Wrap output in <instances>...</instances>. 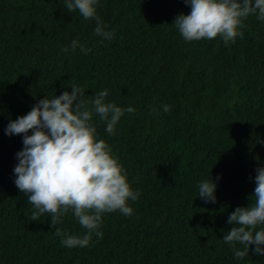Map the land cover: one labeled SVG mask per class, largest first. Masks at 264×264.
<instances>
[{
    "label": "trees",
    "instance_id": "16d2710c",
    "mask_svg": "<svg viewBox=\"0 0 264 264\" xmlns=\"http://www.w3.org/2000/svg\"><path fill=\"white\" fill-rule=\"evenodd\" d=\"M96 7L111 40L95 35V19L68 12L66 0H0V264H264L255 245L237 259L222 239L264 166V21L250 15L243 38L227 45L220 37L189 42L173 24L191 11L184 0ZM73 40L88 51H73ZM72 86L85 101L106 89V103L135 109L114 135L98 116L93 123L140 197L128 201L130 216L103 214L102 239L68 248L48 214L31 220L35 209L14 183L23 134L5 129ZM211 177L217 201L205 203L199 184ZM56 227L77 237L87 231L71 211Z\"/></svg>",
    "mask_w": 264,
    "mask_h": 264
},
{
    "label": "clouds",
    "instance_id": "9594fccd",
    "mask_svg": "<svg viewBox=\"0 0 264 264\" xmlns=\"http://www.w3.org/2000/svg\"><path fill=\"white\" fill-rule=\"evenodd\" d=\"M184 3L190 6V13L179 14L173 24L189 42L220 37L227 45L238 36L243 38L240 29L250 15L264 21V0H184ZM97 4L98 0H66L68 12L78 10L85 20L95 19V35L111 40L114 34L106 30L108 26L97 15ZM78 46L81 51H88L73 40L71 49L74 51ZM62 51L67 53L69 48ZM71 89L51 99L38 100L26 115L10 120L5 129L9 136L23 134V149L16 153L14 183L35 209L31 220L48 214L55 235L63 237L61 244L68 248L88 247L93 234L102 239L99 229L103 214L119 211L130 216L133 209L128 201L140 197L119 158L104 139L98 138L93 123V116H98L111 136L125 112L134 113L135 109L106 103L109 95L106 89L88 101L83 99V88ZM163 110L169 111L170 106L164 105ZM256 172L251 203L247 207L238 206L229 215L227 223L233 227L222 238L233 248L237 259L249 256L251 245H255L254 255H264V227L257 230L264 225V166ZM216 189L211 177L200 182L198 196L205 203H215ZM70 211L87 230L80 237L56 227ZM237 244L242 245V250L236 248Z\"/></svg>",
    "mask_w": 264,
    "mask_h": 264
}]
</instances>
